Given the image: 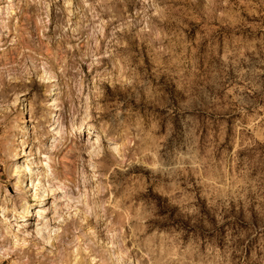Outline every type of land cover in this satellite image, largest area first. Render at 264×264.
Listing matches in <instances>:
<instances>
[{"label":"rangeland","instance_id":"1","mask_svg":"<svg viewBox=\"0 0 264 264\" xmlns=\"http://www.w3.org/2000/svg\"><path fill=\"white\" fill-rule=\"evenodd\" d=\"M201 59L217 120L173 151L148 108ZM190 262L264 264V9L0 0V264Z\"/></svg>","mask_w":264,"mask_h":264},{"label":"clouds","instance_id":"2","mask_svg":"<svg viewBox=\"0 0 264 264\" xmlns=\"http://www.w3.org/2000/svg\"><path fill=\"white\" fill-rule=\"evenodd\" d=\"M192 2L195 3L196 0H192ZM220 2L228 3V0H220ZM238 3L251 4L252 0H238ZM257 3L261 9H264V0H257ZM236 14L239 15L238 12ZM195 39L205 40L203 35ZM197 67L201 68L210 77L205 80L203 86L198 79L194 82L189 81L186 88L174 90L169 94L162 102V110L152 106L148 108L147 115H151L152 119L161 122V130L169 136V148L173 151L187 148L189 151L196 153L198 148L203 145L207 121L217 120L216 114L209 110L214 109L217 103L214 91L219 87L217 81L227 78L228 64L212 62L208 68H204L203 59H201ZM187 68L191 70L193 66L187 65ZM192 75L196 76L197 73L192 72ZM182 79L188 80V77L185 76ZM208 85L213 87L209 88ZM233 100L240 101L241 97L236 95ZM129 103H132L134 107H138L141 111L145 109V104L143 102L137 104L135 98L130 100ZM152 113H155V115H152ZM219 119H223V117Z\"/></svg>","mask_w":264,"mask_h":264},{"label":"bare ground","instance_id":"3","mask_svg":"<svg viewBox=\"0 0 264 264\" xmlns=\"http://www.w3.org/2000/svg\"><path fill=\"white\" fill-rule=\"evenodd\" d=\"M83 126V125H82ZM80 127H81V125H80ZM89 128V127H88ZM85 129V128H84ZM84 129H83V131H84ZM4 215V214H3ZM4 217H6V216H4ZM7 220H8V218H6ZM25 220H27V219H25ZM10 225V224H9ZM8 225V226H9ZM14 242H15V244H18L19 243V239L17 238V236L15 235V238H14Z\"/></svg>","mask_w":264,"mask_h":264}]
</instances>
